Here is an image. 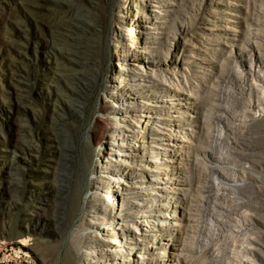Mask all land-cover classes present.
Returning a JSON list of instances; mask_svg holds the SVG:
<instances>
[{
    "label": "rangeland",
    "instance_id": "obj_1",
    "mask_svg": "<svg viewBox=\"0 0 264 264\" xmlns=\"http://www.w3.org/2000/svg\"><path fill=\"white\" fill-rule=\"evenodd\" d=\"M164 82L174 83L177 108L199 114L193 147L215 133L213 154L238 185L218 207L201 198L208 175L192 157L159 155L158 164L170 160L161 177L182 172L190 189L196 221L181 230L196 251L190 261L264 264V0H0V264H79L84 243L75 236L93 218L96 190L103 225L87 227L121 223L127 201L107 177L136 176L143 149L136 137L122 156L131 165L100 173L117 144L113 119L122 107L143 125L138 106H152ZM23 138L33 152L13 155ZM162 181L178 196V183ZM119 233L102 232L100 244ZM166 238L156 264L173 260L177 243Z\"/></svg>",
    "mask_w": 264,
    "mask_h": 264
},
{
    "label": "bare ground",
    "instance_id": "obj_2",
    "mask_svg": "<svg viewBox=\"0 0 264 264\" xmlns=\"http://www.w3.org/2000/svg\"><path fill=\"white\" fill-rule=\"evenodd\" d=\"M259 55L261 54L259 53ZM164 81L166 82V80ZM173 84L169 82V85H167L165 83L157 90L159 99L152 106L147 101L142 102L138 106L144 110V114L140 116L141 120L144 121L143 125L142 122H136L137 120L131 119L132 117L123 116L122 107L119 110L120 117L113 119L114 132L111 138L117 144L112 147L110 146L109 154L111 159H108L105 164L101 165L100 173L109 171L111 167H116L113 165L114 163L121 167L130 166L131 164L128 161H124L122 156L126 154L125 149L128 148L130 143L134 142L136 137L140 138L139 141L143 149L141 169L135 168V170L140 171L136 176L133 174H124L122 170H116V174L107 177L109 180L107 182L108 189L120 199H124L125 197L128 206L127 212L122 213L120 211L118 218L121 223L119 222L116 226L104 225V227L99 229L95 227V230L91 232V229L86 224L103 225L98 216L106 210L105 204L102 202V199L100 200L102 196L100 190L95 189L96 192L91 195L88 204L90 211L93 213V218L87 223H81L80 232L77 231L79 234L75 236L77 240L82 239L84 243V250L80 256L79 264H156L155 261L157 259L154 257L157 255L156 251L160 249V246L169 247L168 243H163V237H167V240L177 243L173 248L171 247L172 249H169L171 250L170 255L173 260L163 264H195L190 261V258L196 252L195 249L191 247L188 249L182 243L183 241L181 239V230L187 226H191L196 221L189 214L191 206L187 196L190 189L182 172L176 175L174 174L171 177H165V179L161 177L162 173L169 169L168 167H163V163L170 161L165 157L162 160L163 165L158 164L159 155H162V153H168L169 158L173 159H176L177 156L181 157L180 159H183L184 156L192 157L198 170L202 169L207 173L208 178H206L205 186L204 188L202 187L203 189L201 191V198L204 200H213L214 204H223L226 201V196L238 188V185L225 174L226 167H228L226 161H221L213 154L210 142L211 139L216 138L217 135L215 136V133H210L206 129L209 133H206L205 138L209 144L202 148L193 147V139L200 132L199 126H192L191 119L199 114H197V111L188 114L175 106L177 95L174 92ZM183 121L187 123V131H184L183 124L182 126L180 125V122ZM203 144H206V141ZM33 149L34 147L29 144L28 140L23 138L20 144L17 143L13 146L11 153L13 155L16 153L27 154L28 152H33ZM178 150L180 151L178 152ZM144 157L148 159L145 160ZM162 180H171L178 183L175 189L177 190L178 196L166 194L173 193V190H170L171 186H166L165 188L160 187V184L163 183ZM99 183L104 184L106 182L99 181ZM112 203L115 206L114 201ZM102 221L104 222V220ZM113 230L121 231V233L117 234L120 239H116L117 237L114 239L111 238L107 240L109 245L103 247L100 244L99 236H102V232H105L107 235H112ZM176 235L180 236L178 237ZM27 242V238H20L18 240L21 246H26ZM6 244V241L2 240L0 242V249L6 247ZM167 252L168 250L166 249L165 254ZM134 253H137L136 258H133Z\"/></svg>",
    "mask_w": 264,
    "mask_h": 264
}]
</instances>
